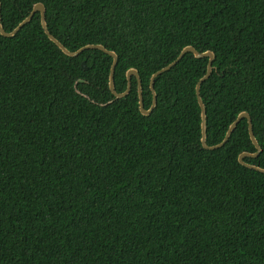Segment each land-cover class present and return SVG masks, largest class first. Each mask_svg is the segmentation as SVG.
Masks as SVG:
<instances>
[{
  "label": "trees",
  "instance_id": "obj_1",
  "mask_svg": "<svg viewBox=\"0 0 264 264\" xmlns=\"http://www.w3.org/2000/svg\"><path fill=\"white\" fill-rule=\"evenodd\" d=\"M11 32L36 3L70 52L117 57L114 88L150 77L186 46L214 54L200 85L206 143L242 111L264 167V0H0ZM85 62L86 69L81 63ZM112 58L68 57L37 12L0 35V264H264V173L243 118L225 145L201 143L195 85L208 58L186 53L115 97Z\"/></svg>",
  "mask_w": 264,
  "mask_h": 264
},
{
  "label": "water",
  "instance_id": "obj_2",
  "mask_svg": "<svg viewBox=\"0 0 264 264\" xmlns=\"http://www.w3.org/2000/svg\"><path fill=\"white\" fill-rule=\"evenodd\" d=\"M0 10H1V3H0ZM37 12L40 14V23H41V27H42L45 35L66 56L74 58V57H77L78 55H80L84 50L96 49V50H100L101 52L107 54L108 56H110L112 58V63H111V66H110V71H109L108 86H109L110 91L114 94L115 97L125 96L130 91V89H131V78H132V76H134L136 78L137 84H138V107H139L140 112L142 114H144V115L149 114L152 111V109L154 108L155 104H156V93H155V90H154V82H155V78L157 76H159L162 73L168 71L170 68H172L174 65H176L186 53H192L193 56L195 58H197V59L208 58L206 73L204 74V76H202L198 80V82L195 85L196 97H197V101H198V104H199L200 110H201L200 111V116H201L200 125H201V143H202V146L204 148H206V149H216V148H219V147L225 145V143L229 140L231 134L233 133V131L235 130V128L239 124V122L243 118H247L248 119V127H249L250 137H251L254 145L256 146L257 151L254 152V153L248 152V151H244V152L240 153L239 161L242 164H244L245 166L249 167V168L256 169V170L264 173V167H261L259 165H256V164L249 163V162L245 161V157H248V156L256 157L262 151L261 145H260L257 137L255 136L254 128H253V122H252V117H251L249 112L242 111V112H240L238 114V116L230 124V126H229V128H228V130L226 132V135H225L224 139L221 142L213 144V145H208L206 143V111H205V107H204V104L202 102L199 90H200V85L209 78L211 70H212V62L214 60V54L211 51L198 52L193 47L186 46V47H184L181 50V52L178 54V56L175 58L174 61H172L171 63H169L165 67H163L160 70H158L155 73H153L151 75V77H150V89L152 91V103H151V105H150V107L148 109H145L144 108V103H143L142 89H141V80L139 78L137 70L131 68V69H129L126 72V79H127L126 89L124 91H122V92H117L115 90V88H114V77H113L114 76L115 67L117 65V60H118L117 55L113 51L107 50L104 46H102L100 44L85 45V46L79 48L78 50H76L74 52H70L58 40H56L49 33V31L47 30V25H46V20H45V7L41 3H36L33 6L31 12L29 13V15L25 19H23L11 32H5L4 29L2 28V25H1V22H0V35L3 36V37L14 36L25 24H27L32 19L34 14L37 13ZM81 66H82L83 69H86L85 62H82Z\"/></svg>",
  "mask_w": 264,
  "mask_h": 264
}]
</instances>
